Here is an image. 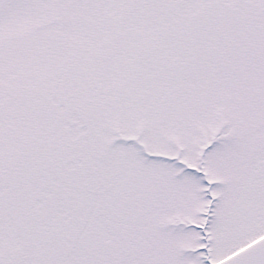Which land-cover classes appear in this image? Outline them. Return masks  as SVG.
I'll use <instances>...</instances> for the list:
<instances>
[{
	"label": "snow or ice",
	"instance_id": "obj_1",
	"mask_svg": "<svg viewBox=\"0 0 264 264\" xmlns=\"http://www.w3.org/2000/svg\"><path fill=\"white\" fill-rule=\"evenodd\" d=\"M0 264H264V0H0Z\"/></svg>",
	"mask_w": 264,
	"mask_h": 264
}]
</instances>
